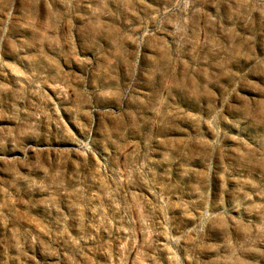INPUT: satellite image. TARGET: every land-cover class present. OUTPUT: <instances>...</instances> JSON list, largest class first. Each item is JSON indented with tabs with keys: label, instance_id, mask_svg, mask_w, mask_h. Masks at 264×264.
Here are the masks:
<instances>
[{
	"label": "rangeland",
	"instance_id": "1",
	"mask_svg": "<svg viewBox=\"0 0 264 264\" xmlns=\"http://www.w3.org/2000/svg\"><path fill=\"white\" fill-rule=\"evenodd\" d=\"M0 264H264V0H0Z\"/></svg>",
	"mask_w": 264,
	"mask_h": 264
}]
</instances>
